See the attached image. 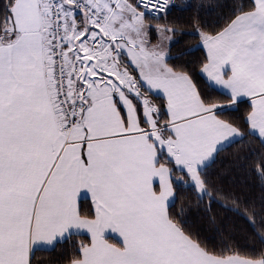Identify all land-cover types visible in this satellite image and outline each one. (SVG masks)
Returning a JSON list of instances; mask_svg holds the SVG:
<instances>
[{
    "label": "snow or ice",
    "instance_id": "6c2138e0",
    "mask_svg": "<svg viewBox=\"0 0 264 264\" xmlns=\"http://www.w3.org/2000/svg\"><path fill=\"white\" fill-rule=\"evenodd\" d=\"M58 244L264 264V0H0V264Z\"/></svg>",
    "mask_w": 264,
    "mask_h": 264
},
{
    "label": "trees",
    "instance_id": "16d2710c",
    "mask_svg": "<svg viewBox=\"0 0 264 264\" xmlns=\"http://www.w3.org/2000/svg\"><path fill=\"white\" fill-rule=\"evenodd\" d=\"M193 2V0H176V3L178 5L180 4H187V3H191ZM189 10L188 9H183L181 10L180 7L174 8L173 9V14L175 15H183L186 16L188 15ZM211 15H214V13H211ZM188 41V38L185 37L183 40H181L178 44H176L173 48V51L176 53H179L181 51H183L186 42ZM182 59H187L188 56L185 55L183 57H181ZM218 164H220L221 162L218 161ZM223 165L225 167H227L228 165V161L225 160L223 161ZM239 180H241L242 182L246 181V186L251 187L252 191L255 193H259L260 188L259 185L261 183L260 178L256 177V176H252V175H247V176H240L238 177ZM221 214H222V210H221ZM192 219H195V215H193ZM66 247V245H60L58 244L56 246L55 249H53L50 252H45L40 254L41 258L44 260L45 264H58V258L60 257V255L62 254V250Z\"/></svg>",
    "mask_w": 264,
    "mask_h": 264
}]
</instances>
